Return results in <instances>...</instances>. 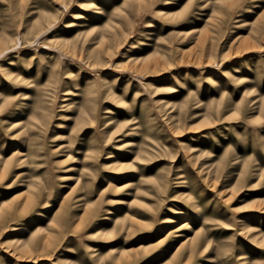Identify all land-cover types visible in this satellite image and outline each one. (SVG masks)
<instances>
[{"label": "rangeland", "instance_id": "rangeland-1", "mask_svg": "<svg viewBox=\"0 0 264 264\" xmlns=\"http://www.w3.org/2000/svg\"><path fill=\"white\" fill-rule=\"evenodd\" d=\"M0 264H264V0H0Z\"/></svg>", "mask_w": 264, "mask_h": 264}, {"label": "bare ground", "instance_id": "bare-ground-1", "mask_svg": "<svg viewBox=\"0 0 264 264\" xmlns=\"http://www.w3.org/2000/svg\"><path fill=\"white\" fill-rule=\"evenodd\" d=\"M74 14V13H73ZM24 150V149H23ZM19 151H21V154H24L25 152L22 151V150H17L15 151L14 153H18L19 154ZM133 163H131L130 161H126V162H122L119 166L121 167H126V168H129Z\"/></svg>", "mask_w": 264, "mask_h": 264}]
</instances>
